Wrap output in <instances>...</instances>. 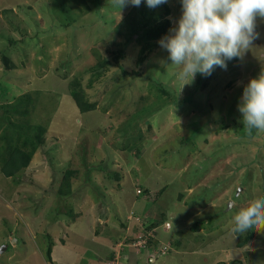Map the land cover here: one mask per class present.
Segmentation results:
<instances>
[{
    "label": "rangeland",
    "instance_id": "obj_1",
    "mask_svg": "<svg viewBox=\"0 0 264 264\" xmlns=\"http://www.w3.org/2000/svg\"><path fill=\"white\" fill-rule=\"evenodd\" d=\"M60 1L0 0V53L8 60L7 67L0 56V126L12 116L8 105L28 94L34 109L21 120L46 128L24 171L0 172V264H49L50 245L53 264H108L121 248L119 264H148L154 248L139 247L138 234L126 243L131 229L122 224L139 233L150 220L158 246L180 238L185 246L156 264H264V228L249 230L242 248L231 232L235 214L264 198V133L237 131L243 88L264 70V20L257 18L259 38L242 60L183 86L158 42L139 62L140 33L128 40L127 29L115 31L134 6L119 14L110 0H86V11L69 0L73 10L64 12ZM166 4L176 27L180 0ZM144 6L134 15L154 9ZM120 50L123 68L141 76L121 75ZM102 60L109 65L94 76ZM77 77L94 111L81 114L72 100ZM67 169L77 173L72 193L61 196ZM113 171L120 183L107 177Z\"/></svg>",
    "mask_w": 264,
    "mask_h": 264
},
{
    "label": "clouds",
    "instance_id": "obj_2",
    "mask_svg": "<svg viewBox=\"0 0 264 264\" xmlns=\"http://www.w3.org/2000/svg\"><path fill=\"white\" fill-rule=\"evenodd\" d=\"M141 2L110 0L119 9V14L124 7H139ZM166 3L168 0H146L149 8ZM180 3L182 14L177 26L169 29V34L161 37L158 44L167 51L170 65L177 66V78L184 81L183 86L192 83L197 74L205 78L211 76L217 67L226 71L227 62L242 60L244 54L253 47V42L259 38L257 18L264 20V0H180ZM238 111L242 114L246 135L251 136L254 130L264 133V70L244 86ZM234 206V203L230 205ZM134 220L139 227V220ZM165 223L163 229L167 231ZM140 226L138 229L141 232L137 234H144L140 240L146 239V244L153 240L148 250L154 248L149 252L154 259L163 257L162 252L157 254L163 247L167 246V251L172 250L169 242L158 246L154 224L145 222ZM253 228H264V198L252 201L233 217L231 232L234 237ZM152 230V237H148ZM165 255L170 256L168 253Z\"/></svg>",
    "mask_w": 264,
    "mask_h": 264
},
{
    "label": "trees",
    "instance_id": "obj_3",
    "mask_svg": "<svg viewBox=\"0 0 264 264\" xmlns=\"http://www.w3.org/2000/svg\"><path fill=\"white\" fill-rule=\"evenodd\" d=\"M66 1L69 0H61L59 7H61L64 12H70L73 10V8H71L69 5L66 6L64 4ZM73 1L75 2V5L78 4L84 7L86 11L89 10V6L87 5L86 0ZM144 5H146V0H142L140 6ZM144 7L146 8V6ZM137 8L138 7H134L132 11L128 14V16L119 22L115 31L118 34H121L120 29H122L123 27L124 29H127V33L130 35L128 40H132V36L134 34L137 35L140 33V38L143 40L144 44L142 46V49L140 50L139 62H143L146 60V53L153 50L154 47H156L157 42L161 39V37L167 35L169 33V29L172 28L171 21L167 18L168 15H170L171 9L167 4H162L154 8L158 10L153 9L149 13L141 10V15H139L138 17L137 15H134V12ZM117 53L118 54L117 56H115L114 61L120 69L122 76H126L129 74L139 77L142 75L139 71L129 72L124 69L123 66L119 63V60L123 58L122 50L118 51ZM0 56L3 59L5 66L8 67L7 58H5L3 53H0ZM108 65L109 63L107 60L98 61L94 69V76H99ZM91 81L92 80H90L87 86H91ZM84 89L85 88L81 84V77L74 78L69 84L70 96L81 114L91 112L96 109L95 102L89 101L84 92ZM30 102V96L28 94H25L24 96L18 98L15 104L8 105L10 109L9 113H11L12 116L7 118L4 117L3 119L5 122L2 126H0L1 128L3 127V130L0 132V172L6 177H15L19 175L22 171H24L30 164L34 154L45 142L44 133L46 132V128L44 126L31 125L30 122H28L27 120H25L24 122L21 120L22 116H29V113L32 111V109H34V105L30 107ZM237 131L244 132L242 127H240ZM86 168L89 169L88 167ZM76 173L77 170L74 169H67L64 171L59 184V188L57 190L59 195L67 196L72 193L73 189L71 180ZM106 173L107 177L113 179L117 183H120L121 175L119 173L114 171ZM144 193H146V191L140 190L139 194L142 195ZM126 221L129 222L130 220L127 219ZM198 224L199 222L194 223V225L191 227L192 231H197ZM124 226H126V229L128 230L129 224L125 223ZM151 226L154 227L153 225ZM130 229L131 231L127 236V238H130L126 241V243L129 241L138 240L139 238H136V236L138 235H140V238L142 236L144 237L143 233L137 235L135 227H132ZM131 234H134L133 237L131 236ZM237 237L238 242L236 246L238 248H242L253 238V233L248 231L245 234H238ZM152 244L153 240L148 241L146 244V248L149 249L150 245ZM170 244L174 248H178L181 246V242L179 240H172ZM51 247L52 245L49 246L46 254V259L49 264H53V261L51 259ZM152 250L153 249H151L150 251ZM126 251L127 250H125V248H121V250L116 253L110 251V253L105 258V262H117V264L121 263V261L119 260V255L126 254ZM159 252H161V249L158 250L157 254ZM169 252L170 251H166L165 254ZM165 254H163V257L166 256ZM148 264L153 263L149 262Z\"/></svg>",
    "mask_w": 264,
    "mask_h": 264
},
{
    "label": "built area",
    "instance_id": "obj_4",
    "mask_svg": "<svg viewBox=\"0 0 264 264\" xmlns=\"http://www.w3.org/2000/svg\"><path fill=\"white\" fill-rule=\"evenodd\" d=\"M138 192H139V191H138ZM164 226H165V228H169V223L166 222V223L164 224ZM152 232H153V230L150 232V234H148V237H152ZM137 243H139L138 246L141 247V248H142V247H146V239H145V240H139ZM137 243H136V247H138V246H137ZM167 248H168L167 246H165V247L162 248V251H161L162 254H164V253L167 251ZM108 264H116V263L113 262V263H108Z\"/></svg>",
    "mask_w": 264,
    "mask_h": 264
},
{
    "label": "crops",
    "instance_id": "obj_5",
    "mask_svg": "<svg viewBox=\"0 0 264 264\" xmlns=\"http://www.w3.org/2000/svg\"><path fill=\"white\" fill-rule=\"evenodd\" d=\"M148 219H151V217H148ZM148 223L155 224V222L153 220H150ZM124 225H125V223H123L122 226L126 229L127 227L124 226ZM197 231H199V228H197ZM179 241L181 242V246L180 247H185L183 238H180ZM154 261H155V264H156L157 263V259L151 260L149 262L154 263Z\"/></svg>",
    "mask_w": 264,
    "mask_h": 264
}]
</instances>
